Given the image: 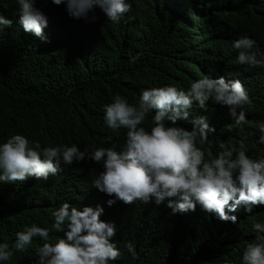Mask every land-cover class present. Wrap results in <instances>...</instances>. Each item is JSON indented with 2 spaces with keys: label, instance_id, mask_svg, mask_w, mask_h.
Instances as JSON below:
<instances>
[{
  "label": "trees",
  "instance_id": "obj_1",
  "mask_svg": "<svg viewBox=\"0 0 264 264\" xmlns=\"http://www.w3.org/2000/svg\"><path fill=\"white\" fill-rule=\"evenodd\" d=\"M131 10L119 22L108 21L98 8L81 29L62 36L56 18L66 13L51 0H35L48 18L44 38L25 32L19 24L17 0H0V15L11 21L0 26V143L21 134L44 147L77 145L80 150L112 147L119 151L126 129L111 130L104 122V106L119 94L137 104L141 92L153 87L174 86L187 90V75L219 76L239 80L252 99L246 106V122L235 124L226 106L209 101L207 111L193 105L182 125L191 130V119L206 117L215 129L204 145L213 155L221 141L238 146L244 141L247 155L264 159V68H250L236 61L232 43L242 36L256 41L264 53V0H126ZM56 26V27H55ZM216 38V40H214ZM209 48L210 51L207 49ZM178 75L177 79L169 77ZM174 82V83H172ZM146 127L151 126L147 118ZM102 164V163H101ZM91 161L61 164L60 172L47 180L0 181V244H14L16 233L35 223L51 229L52 212L68 202L96 208L89 179ZM104 195L105 222H113V242L121 258L111 264H210L220 252L221 264H242L243 251L258 235L254 223H264V206L251 212L240 206L237 223L211 218L200 211L173 214L167 202L125 205ZM62 233L50 231V242ZM132 242L135 256L125 245ZM43 241L34 238L24 252H14L0 264H36V249Z\"/></svg>",
  "mask_w": 264,
  "mask_h": 264
},
{
  "label": "clouds",
  "instance_id": "obj_2",
  "mask_svg": "<svg viewBox=\"0 0 264 264\" xmlns=\"http://www.w3.org/2000/svg\"><path fill=\"white\" fill-rule=\"evenodd\" d=\"M19 24L25 32L44 38L47 16L35 7V0H17ZM55 8L64 5L66 13L56 18L62 36L77 33L82 23L98 8L97 15L108 21L119 22L131 10L126 0H51ZM11 21L0 15V26ZM56 27V26H55ZM216 40V38H214ZM237 50L236 61L250 68H264V53L256 49V41L242 36L232 43ZM209 51L210 49L207 48ZM178 75L171 76L177 79ZM191 82L187 90L175 86L153 87L141 92L137 104H130L119 94L104 106V122L115 131L126 129V140L117 151L112 147H94L80 150L73 144L44 147L31 142L21 134L11 135L0 143V181L25 182L29 178L47 180L60 172L61 164L72 165L82 161L96 164L89 179L93 190L92 202L96 208H79L64 202L52 212L51 229L35 223L16 233L14 244H0V261H9L14 252H24L39 237L43 243L36 249V264H111L121 258V250L113 237L116 226L100 219L103 197L109 206L120 201L125 205H160L173 214L195 211L196 207L211 218L237 223L234 213L240 206L251 212L255 206H264V159L247 155L244 141L238 146L221 141L214 156L209 148V136L215 129L209 127L206 117L191 119V130L182 125L192 115L193 105L207 111L206 104L226 106L235 124L246 122V106H252L248 91L239 80L226 81L219 76L187 75ZM151 126L146 127L147 118ZM264 133V128H261ZM264 143V135L260 138ZM102 163V164H101ZM258 234L243 251L242 264H264V223H254ZM50 231L62 233L50 242ZM126 250L135 256L132 242ZM210 264H221L220 252Z\"/></svg>",
  "mask_w": 264,
  "mask_h": 264
},
{
  "label": "rangeland",
  "instance_id": "obj_3",
  "mask_svg": "<svg viewBox=\"0 0 264 264\" xmlns=\"http://www.w3.org/2000/svg\"><path fill=\"white\" fill-rule=\"evenodd\" d=\"M171 79H172V78L169 77V80H171ZM172 83H174V82H172ZM174 86L177 87L178 89H180V86H178L177 84H174Z\"/></svg>",
  "mask_w": 264,
  "mask_h": 264
}]
</instances>
